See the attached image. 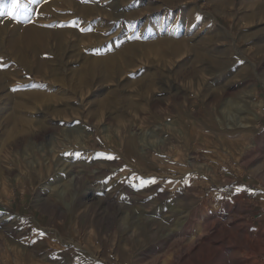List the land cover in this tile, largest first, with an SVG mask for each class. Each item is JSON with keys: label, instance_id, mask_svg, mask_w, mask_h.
<instances>
[{"label": "rangeland", "instance_id": "obj_1", "mask_svg": "<svg viewBox=\"0 0 264 264\" xmlns=\"http://www.w3.org/2000/svg\"><path fill=\"white\" fill-rule=\"evenodd\" d=\"M17 3L0 264H264V0Z\"/></svg>", "mask_w": 264, "mask_h": 264}, {"label": "snow or ice", "instance_id": "obj_2", "mask_svg": "<svg viewBox=\"0 0 264 264\" xmlns=\"http://www.w3.org/2000/svg\"><path fill=\"white\" fill-rule=\"evenodd\" d=\"M4 0H0V5H3ZM12 8H15L16 11L12 12V11H8L7 13L0 11V15H11V17L13 19H19L20 18V14L24 11H27V7L26 5L22 4V3H17V0H13L12 2ZM155 181H146L145 183H154Z\"/></svg>", "mask_w": 264, "mask_h": 264}, {"label": "crops", "instance_id": "obj_3", "mask_svg": "<svg viewBox=\"0 0 264 264\" xmlns=\"http://www.w3.org/2000/svg\"><path fill=\"white\" fill-rule=\"evenodd\" d=\"M215 187H218L216 189H218L219 192H229V195L231 194H234V193H237L239 192V184H235L233 185L232 187V184H223V183H219V184H214ZM220 189V190H219ZM217 192V191H216Z\"/></svg>", "mask_w": 264, "mask_h": 264}, {"label": "bare ground", "instance_id": "obj_4", "mask_svg": "<svg viewBox=\"0 0 264 264\" xmlns=\"http://www.w3.org/2000/svg\"><path fill=\"white\" fill-rule=\"evenodd\" d=\"M2 25V24H1ZM124 53V52H123ZM259 113V112H258ZM2 256H4V255H2Z\"/></svg>", "mask_w": 264, "mask_h": 264}]
</instances>
